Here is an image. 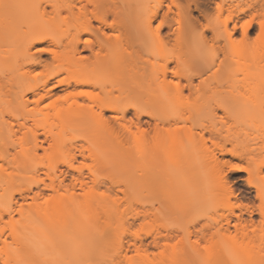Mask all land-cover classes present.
<instances>
[{"label": "bare ground", "instance_id": "bare-ground-1", "mask_svg": "<svg viewBox=\"0 0 264 264\" xmlns=\"http://www.w3.org/2000/svg\"><path fill=\"white\" fill-rule=\"evenodd\" d=\"M255 24L264 41V0H0V220L23 218L9 234L12 241L0 239V264H130L135 258L151 264L163 254L180 230L151 229L155 203L196 188L203 161L200 152L187 153L188 177L169 179L156 158L166 137L211 141L214 149L204 160L215 164L217 153L252 159L250 149L223 139L217 118L248 116L249 93L264 95V78L219 71L229 56L250 50ZM209 29L212 42L224 44L197 59L194 69H182L181 55L166 47L190 33L209 43ZM58 87L62 93L54 92ZM181 97L192 98L193 122L171 128L179 118L164 112ZM73 129L98 148L88 153L96 161L89 173L76 162L91 149L62 138ZM263 168L264 158L254 167H233L248 173L249 189L231 185L221 173L237 202L225 203L227 211L213 224L188 228L190 248L180 264H264V244H254L264 240V178L255 179ZM120 193L139 201L140 232L104 231L92 242L61 247L64 231L81 220L83 209H114ZM38 218L39 227L32 221ZM90 242L96 244L92 258L79 262L78 252ZM203 242L212 247L205 256Z\"/></svg>", "mask_w": 264, "mask_h": 264}, {"label": "rangeland", "instance_id": "rangeland-1", "mask_svg": "<svg viewBox=\"0 0 264 264\" xmlns=\"http://www.w3.org/2000/svg\"><path fill=\"white\" fill-rule=\"evenodd\" d=\"M213 5V4H212ZM197 14V12H195ZM202 24H209L216 26L214 21H206L203 19ZM177 26V25H176ZM175 26V27H176ZM184 26V25H183ZM199 26V25H198ZM66 25H62L65 28ZM185 27V26H184ZM201 24L199 28L201 29ZM258 25L255 24L253 32L251 33L249 43L250 50L243 55L229 56L226 59V63L219 68L220 72H233L242 77L245 74L252 76H258L264 78V41L259 38ZM199 31V29H198ZM240 31V29H239ZM215 31L206 30L205 36L209 43L201 44L194 33H190L181 43L175 44L172 42L166 49L172 53L173 56L181 55L180 67L184 70H191L195 67V61L217 52L223 42H216L212 38L215 36ZM237 38H240V34H237ZM213 44V45H212ZM220 45V46H219ZM153 46V49L158 51L159 48ZM223 54L220 53V57ZM48 55H44L47 58ZM176 63V62H175ZM62 88L58 87L54 92L62 93ZM249 100L245 101L248 104L246 110L249 111L248 116L241 114H235L230 117L217 118L219 126L223 128V139L231 138L235 145L241 148H248L252 151V159L232 157L229 154L219 156L218 163L215 164L210 161H205V157L212 154L214 146L211 141H196L190 142L173 141L166 137L164 143L159 147L156 158L157 161L165 167L169 173L168 178L188 177L189 172L192 171V167L187 163V153L200 152L203 158L202 166L197 169L196 179L200 180L196 188L185 187L178 191L179 194H173L163 196L158 202L155 203V215L152 220L151 229L165 230L166 227L179 228L180 232L172 241L169 242L168 247L163 254L157 255L151 264H180L181 260L185 258L187 249L190 248V239L188 236V228L193 230L194 225L200 227L201 224L214 223L216 219H219L221 214L226 212L224 207L225 203L237 202V199L230 193L229 188L226 187L220 179V175L224 172L227 175L231 185L239 187L241 189H249L246 178L247 172H236L234 166H248L254 167L256 164L264 158V95H260L258 92L253 91L249 93ZM192 103V98L181 97L179 99H172L170 106L165 110L166 117L179 119L174 125L170 127H184L188 128L192 124V118H190L189 107ZM219 114H222L219 111ZM63 139L76 138L78 144H84L91 150L86 151V157L80 156L76 165L80 166L85 173H89L90 170L95 169L96 161L93 157L88 155L89 152L98 151L95 146H90V143L84 139L80 130L73 129L68 130L62 135ZM231 147V144H228ZM196 150V151H195ZM217 152V150H216ZM46 160H43L45 162ZM16 171L13 168H8L7 173L14 174ZM264 178V168L258 177H255L258 183ZM234 183V184H232ZM247 186V187H246ZM5 185L0 184V197L4 190ZM3 188V189H1ZM254 190V187H252ZM252 195H255V190ZM120 196L124 195L120 193ZM239 201L247 202L243 198L242 194L238 196ZM238 201V202H239ZM114 209L106 210L103 207L96 208L95 210L88 211L83 209L81 220L74 222L72 227L67 228L64 231V239L62 241V248L66 245L72 246L75 242L84 238H88L89 241H93L96 237L104 232L115 231L117 233L124 232L126 235L138 233L142 229L141 220L138 218L137 213L140 209L139 201L134 197L124 196L119 203H117ZM238 212V211H237ZM2 212H0L1 214ZM245 217H248L245 214ZM254 218H260V214H255ZM8 216H5L3 220H0V239H6L7 242L12 241L9 236L11 231L15 228H20L23 224V218L18 214L14 218L13 222L8 221ZM38 227L43 225L40 218L32 220ZM128 221L131 222L128 224ZM148 221V220H147ZM262 233L259 232L256 235L259 236ZM194 238L191 237V240ZM84 244L82 246V252H78L75 259L79 262H87L92 258L93 252L96 250L94 243ZM254 244L257 247H261L264 244V240L259 238L254 239ZM211 244L203 242L199 248L203 256L207 255L212 249ZM92 246V250H91ZM5 248V244L0 242V251ZM160 250H156L159 253ZM106 258L108 259L113 253L112 248L105 250ZM264 254V251H262ZM163 255V256H162ZM68 260V259H67ZM70 260V258H69ZM65 261L63 264L67 263ZM249 264H254L251 261ZM130 264H143L139 258H135Z\"/></svg>", "mask_w": 264, "mask_h": 264}]
</instances>
